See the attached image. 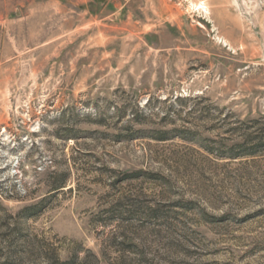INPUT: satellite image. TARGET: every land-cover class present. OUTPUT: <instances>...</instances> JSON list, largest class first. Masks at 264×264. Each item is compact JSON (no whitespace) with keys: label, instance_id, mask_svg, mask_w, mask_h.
Returning a JSON list of instances; mask_svg holds the SVG:
<instances>
[{"label":"rangeland","instance_id":"374dc122","mask_svg":"<svg viewBox=\"0 0 264 264\" xmlns=\"http://www.w3.org/2000/svg\"><path fill=\"white\" fill-rule=\"evenodd\" d=\"M0 264H264V0H0Z\"/></svg>","mask_w":264,"mask_h":264}]
</instances>
